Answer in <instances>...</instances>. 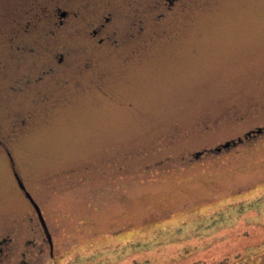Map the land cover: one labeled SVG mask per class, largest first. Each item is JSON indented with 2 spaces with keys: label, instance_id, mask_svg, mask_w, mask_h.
Masks as SVG:
<instances>
[{
  "label": "rangeland",
  "instance_id": "obj_1",
  "mask_svg": "<svg viewBox=\"0 0 264 264\" xmlns=\"http://www.w3.org/2000/svg\"><path fill=\"white\" fill-rule=\"evenodd\" d=\"M172 1L0 0V264H264V0Z\"/></svg>",
  "mask_w": 264,
  "mask_h": 264
},
{
  "label": "water",
  "instance_id": "obj_2",
  "mask_svg": "<svg viewBox=\"0 0 264 264\" xmlns=\"http://www.w3.org/2000/svg\"><path fill=\"white\" fill-rule=\"evenodd\" d=\"M259 131H261V130H259ZM239 141H241V139H239ZM231 143H227V144H225L224 146H229ZM233 144H235L236 145V142H233ZM15 177H16V179H17V181H18V183H19V186L21 187V189L25 192V194L31 199V201L33 202V204H34V206L37 208V210H38V206L35 204V202L33 201V198L31 197V195L28 193V191L26 190V187H25V185H24V183H23V181L21 180V178H20V176H19V174L17 173V172H15ZM48 238H49V240L51 239V236L50 235H48ZM50 243H51V241H50ZM52 244V243H51ZM51 247H52V245H51Z\"/></svg>",
  "mask_w": 264,
  "mask_h": 264
},
{
  "label": "flooded vegetation",
  "instance_id": "obj_3",
  "mask_svg": "<svg viewBox=\"0 0 264 264\" xmlns=\"http://www.w3.org/2000/svg\"><path fill=\"white\" fill-rule=\"evenodd\" d=\"M169 3H173V1L172 0H169ZM109 17H107V21H109ZM105 25H106V23H104V24H101V27H99V29H95V33L96 32H99L100 30H102V28H104L105 27ZM103 39H100V41H102ZM14 175H15V171H14ZM11 240V239H10ZM8 241L9 240H7L6 242L8 243ZM2 250L4 251V249L2 248Z\"/></svg>",
  "mask_w": 264,
  "mask_h": 264
},
{
  "label": "trees",
  "instance_id": "obj_4",
  "mask_svg": "<svg viewBox=\"0 0 264 264\" xmlns=\"http://www.w3.org/2000/svg\"><path fill=\"white\" fill-rule=\"evenodd\" d=\"M11 158V157H10Z\"/></svg>",
  "mask_w": 264,
  "mask_h": 264
}]
</instances>
